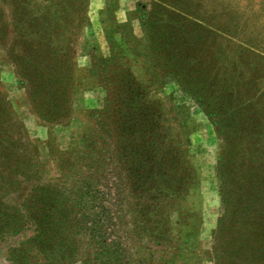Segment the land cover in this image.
I'll return each instance as SVG.
<instances>
[{
  "label": "trees",
  "instance_id": "trees-1",
  "mask_svg": "<svg viewBox=\"0 0 264 264\" xmlns=\"http://www.w3.org/2000/svg\"><path fill=\"white\" fill-rule=\"evenodd\" d=\"M88 1L0 0L6 9V17L0 11V47L31 112L46 126L66 123L72 113L75 58L88 24ZM154 2L155 43L143 50L149 66L194 98L224 141L215 170L222 212L206 258L213 264H264V0H206V30L199 34H206V41L194 49L195 56L208 54L203 62L178 60L189 58L192 46L180 51L174 40L196 18L188 0ZM175 19L183 22L172 31ZM164 30L168 39L160 33ZM110 61L104 57L93 65L105 90L104 104L89 114L93 125L82 149L58 150L64 156L57 157L56 177H44L36 145L0 92V244L16 240L6 248L8 264H161L127 254L121 238L114 240L121 250L107 251L104 237L93 250L83 249L94 233H133L137 225L128 218L138 206L137 196L140 212L157 209L156 215H164L197 179L187 153L189 138L174 132L175 112L166 117L161 102H143V78ZM128 168L132 173L125 174ZM109 169H115L111 182L121 192L114 194L120 205L108 221L102 218L107 207L101 188L110 181L94 175ZM84 176L98 189L80 181ZM82 181L86 189L78 185ZM127 187L131 191L125 192ZM122 192L127 194L119 197ZM86 208H99V216L90 217Z\"/></svg>",
  "mask_w": 264,
  "mask_h": 264
},
{
  "label": "rangeland",
  "instance_id": "rangeland-1",
  "mask_svg": "<svg viewBox=\"0 0 264 264\" xmlns=\"http://www.w3.org/2000/svg\"><path fill=\"white\" fill-rule=\"evenodd\" d=\"M154 3V0H137L134 8L126 12L125 16L122 11L117 13L120 6L118 0L88 1L86 13L88 24L80 35L81 45L75 58L73 110L66 123L46 126L31 112L25 89L1 47L0 92L6 96L14 116L24 124L28 138L36 145L37 160L45 166L44 177H56L59 175L57 157L64 156L58 154V150L82 149L84 136L93 125L89 114L100 109L104 104L105 90L100 85L99 73L93 65L98 63L100 58L106 57L111 59L110 64L118 61L132 69L135 78H143L142 87L146 90L142 97L143 102L146 104L161 102L162 112L166 117L175 112L177 120L174 121V132L182 131L189 138L187 153L190 163L196 169L197 179L188 186L185 194L179 195L182 197L177 199L176 204L166 207L167 214L164 215L160 212L156 215L157 209L150 215L140 212L142 206H139V203L142 200L139 196H134L136 198L133 201L138 206L135 207L133 216L127 217L138 226H134L136 227L134 232L129 235H113L107 230L109 228L105 227L107 232L104 231L102 235L94 233L88 236L83 249L86 250L85 252L93 250V244L98 242L100 237H104L107 251L121 250L124 248L114 241L121 238L127 254L144 259L153 257L154 261L161 260V264H213L206 258V251L211 248L212 235L222 212L218 192L219 182L215 170L224 141L218 133L217 125L207 117L194 98L185 93L177 82L170 80L164 82L159 76L160 73L149 66L152 61L144 56L146 52L143 50L145 48L151 50L155 43L153 38L156 37L151 31V23L155 19L154 14L151 13ZM188 3L192 9L191 15L198 20L192 19L193 24L187 26L180 37L174 38L180 51H187L189 49L187 45L192 44L191 49L188 50L190 57L180 56L178 60L193 61L195 57L197 61L203 62L208 58V54L206 57L195 56L194 49L198 48V43L206 41V34L199 35L200 29L202 32L206 30V0H188ZM130 4L129 2L125 6ZM0 11H3L1 16L6 17V9L1 3ZM218 18L222 19L223 16ZM170 21L172 24L169 29L172 31L181 28L183 20ZM160 33L164 39L170 37V35L166 37L165 30ZM195 35H199L197 39H194ZM132 49L137 55L132 54ZM196 88H202V85ZM124 171L125 174L132 173L129 168ZM141 172L142 170L136 171V173ZM115 173L114 169L107 174L96 172L94 175L95 177L105 175L102 181L106 184L110 181L107 189L101 188L105 193V200L102 203L107 207L102 218L108 221L110 218L114 220V213L120 205L118 200L116 202L114 200L116 197L114 194L121 192L120 187L114 186L115 183L111 182ZM79 179L90 181L95 185L92 187L98 189L91 178L84 176ZM83 183V181L78 182V185L86 189ZM115 188L118 190L115 191ZM129 189V187L125 188V192L131 191ZM125 194L127 193L122 192L119 197ZM144 196L150 197L146 192ZM136 208L139 209L137 212ZM91 209L86 208V214L88 213L90 217L97 215L99 208ZM160 214L162 218L158 217ZM103 223L106 224V221ZM143 223L146 226L143 227ZM14 240L15 237H9L5 243L0 244V264L9 263L6 260V248L12 246L16 242ZM74 264L83 263L78 261Z\"/></svg>",
  "mask_w": 264,
  "mask_h": 264
},
{
  "label": "crops",
  "instance_id": "crops-1",
  "mask_svg": "<svg viewBox=\"0 0 264 264\" xmlns=\"http://www.w3.org/2000/svg\"><path fill=\"white\" fill-rule=\"evenodd\" d=\"M118 1H119L120 6H119L117 13L119 14V11L120 12L122 11L126 16V12H128L134 8V5H135L137 0H118ZM129 2L131 4L129 6H125V4L127 5Z\"/></svg>",
  "mask_w": 264,
  "mask_h": 264
}]
</instances>
